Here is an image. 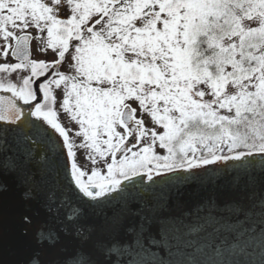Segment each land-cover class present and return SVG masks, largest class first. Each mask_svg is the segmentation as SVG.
<instances>
[{"label": "snow or ice", "instance_id": "obj_1", "mask_svg": "<svg viewBox=\"0 0 264 264\" xmlns=\"http://www.w3.org/2000/svg\"><path fill=\"white\" fill-rule=\"evenodd\" d=\"M30 28L37 35H16ZM45 31L55 58L30 60L29 40H42ZM0 39V56L6 61L11 48L19 60L0 63V73L30 70L21 86L0 83V90L29 105L42 123L29 121L5 98L0 121L14 124L40 149L39 162L67 167L70 160L68 178L82 198L115 199L111 193L145 180L147 187L193 181L217 172L219 166H205L221 161L223 169L237 171L234 185L252 166L264 167V0H0ZM65 66L71 74L60 70ZM58 111L78 125L79 143L70 139ZM80 149L94 166L90 174L78 166ZM99 161L106 172L95 167ZM15 171V165L0 166V221L10 188L6 177ZM17 188L18 232L35 245L27 264H47V250L63 236L87 239L75 225L78 207L63 200L56 205L49 194L34 208V188L24 181ZM189 216L198 222L185 223ZM184 217H142L128 229L131 242L98 246L102 264H264V196L250 206L234 201L220 207L213 198ZM176 224L187 236L207 233L206 242L189 241L184 252L174 253L169 225L179 233ZM153 249L183 259L158 258ZM66 264L98 262L78 251Z\"/></svg>", "mask_w": 264, "mask_h": 264}, {"label": "water", "instance_id": "obj_2", "mask_svg": "<svg viewBox=\"0 0 264 264\" xmlns=\"http://www.w3.org/2000/svg\"><path fill=\"white\" fill-rule=\"evenodd\" d=\"M0 98L12 100L24 114L30 116V107L22 106L20 101L12 97L11 94H0ZM35 123H42V121ZM54 135L62 144V139L58 138V134ZM30 152L32 156H29ZM64 152L66 158V150ZM39 154L40 149L33 148L29 142H26L14 124L0 121V166L15 165L16 168L12 175L6 177L10 188L3 197L5 214L3 220L0 221V264H27L35 246L31 240L20 237L15 221L14 209L18 205V195L21 190L17 188L18 181H24L34 188L36 197L32 205L34 208L44 203L49 194H54L56 205H59L63 200L80 209V215L75 221V225L81 228L87 239L76 237L75 234L63 236L55 248L47 250L45 255L47 264H66L78 251L90 256L98 264H102L104 258L99 253L98 246L108 244L113 240L131 242L133 237L128 229L138 223L142 217H148L153 221L169 217L173 220L185 219L184 213L193 212L205 201L213 198L220 207L234 201L250 206L264 196V167L257 163L250 168V174L242 175L239 183L234 185L233 179L236 177L237 171L223 169L224 162L221 161L205 166L209 169H218L219 166L217 172L205 173L193 181L164 182L154 187H147L149 182L145 180L140 187L129 186L127 192L111 193L110 195L115 199L104 197L102 198L103 202H92L86 197L82 198V194H78L74 184L70 183L68 178L70 160H67V167L63 162L59 166H54L51 162H39ZM245 159H251V157ZM242 162L228 161L227 163L239 164ZM192 171L203 172V169H193ZM166 175L174 176L177 173H167ZM135 179L140 180V177ZM125 184L128 182L125 181ZM121 187L123 188L124 185ZM178 192L179 195H177ZM65 211V209L60 210L61 218H64ZM219 214L217 213V215ZM224 214L227 215V213ZM44 215L45 213L41 209V216ZM194 222H198L196 216H189L185 219V223ZM176 226L181 227L179 233L172 231V225H169L170 242L174 245L172 249L174 253L184 252L186 250L184 246L189 241L196 244L206 242L207 233L187 236L184 235L187 232L186 228L179 224ZM175 236L180 238L177 240L174 238ZM176 245L179 247H175ZM153 251L158 258L174 261L183 259V256L179 254L167 257L162 249H153ZM255 258L259 259V249H257Z\"/></svg>", "mask_w": 264, "mask_h": 264}, {"label": "rangeland", "instance_id": "obj_3", "mask_svg": "<svg viewBox=\"0 0 264 264\" xmlns=\"http://www.w3.org/2000/svg\"><path fill=\"white\" fill-rule=\"evenodd\" d=\"M47 35L46 31L43 33V39L38 41V48L36 49L33 47V52L36 56H38L39 52L42 57H47L49 52H52V50L47 49L45 36ZM3 41L0 39V45H2ZM11 44L12 41H9ZM53 53V52H52ZM55 57V56H54ZM3 57L0 56V63H2ZM61 71H65L67 74H71V70L65 66L64 68L60 69ZM57 94H59L60 90H55ZM58 120L69 131L70 139H73L74 142L79 143V138H76L74 133L76 130H78V125L75 124V122L71 121V119L68 117L66 113H63L62 111H58ZM157 152L161 155L164 154L163 150H160L157 148ZM87 150L80 149L77 152L76 160L78 163V166L82 168L87 174H90L92 168L94 167L90 160L85 159V156L87 155ZM191 155V154H190ZM97 170H101L102 172H106V167L103 165V161H99L98 165H96ZM87 178V177H85Z\"/></svg>", "mask_w": 264, "mask_h": 264}, {"label": "flooded vegetation", "instance_id": "obj_4", "mask_svg": "<svg viewBox=\"0 0 264 264\" xmlns=\"http://www.w3.org/2000/svg\"><path fill=\"white\" fill-rule=\"evenodd\" d=\"M16 35H29L30 37L37 35L36 30L34 28H30L24 32H20L17 31ZM43 35V34H42ZM45 40H47V35L45 36ZM38 39H30L27 45V55L29 57L30 60L33 61H40V60H44L46 62H51L55 57H54V53L49 52L47 57H42L40 52L38 54V56L35 55V53L33 52V47L36 49V47L38 48ZM15 41H12L11 45L14 47L15 46ZM51 50V49H50ZM3 62H8V63H17L19 62V60L17 58H13L11 56V48L9 49V56L6 58L2 59V63ZM62 69V68H61ZM27 75H30V70L28 72H23V71H19L18 73H9V74H4V73H0V83H13L16 84L17 86H21L22 84V79L21 77H25ZM0 94H11L8 92H4L2 90H0ZM20 101V100H19ZM43 102L42 97H41V103ZM21 105L24 107H30L29 105H24L22 101H20ZM29 121L35 123L36 119L35 117H32L31 115L28 116ZM86 179V178H85Z\"/></svg>", "mask_w": 264, "mask_h": 264}, {"label": "trees", "instance_id": "obj_5", "mask_svg": "<svg viewBox=\"0 0 264 264\" xmlns=\"http://www.w3.org/2000/svg\"><path fill=\"white\" fill-rule=\"evenodd\" d=\"M225 154H227V150L225 149Z\"/></svg>", "mask_w": 264, "mask_h": 264}]
</instances>
